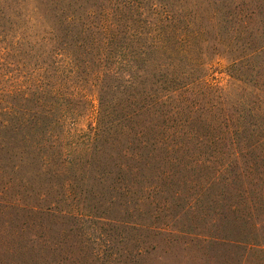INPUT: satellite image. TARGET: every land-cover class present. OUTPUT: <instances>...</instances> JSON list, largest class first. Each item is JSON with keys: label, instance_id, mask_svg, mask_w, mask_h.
<instances>
[{"label": "rangeland", "instance_id": "rangeland-1", "mask_svg": "<svg viewBox=\"0 0 264 264\" xmlns=\"http://www.w3.org/2000/svg\"><path fill=\"white\" fill-rule=\"evenodd\" d=\"M10 1L14 6V0ZM36 5L31 11L34 20H18L17 28L9 29L8 23L0 18L4 26L0 31H7L6 44L2 43L6 47L0 44V60L6 66L3 71L18 78L20 69L24 75L33 73L45 81L61 82L60 92L69 102L67 111L74 112H66L65 124L47 134L56 143V149L54 146L48 149L49 155L62 150L63 156L50 158L43 169L24 165L22 173L14 177L6 198L18 193L29 204L45 207L56 201L54 206L60 210L81 212L82 220L77 224L71 220L63 223V227L73 229V236L69 235L67 241L74 248L67 242L63 247L72 248L73 253L68 255L73 257L77 252V259H84L86 264L114 260L131 264L128 257L136 246L148 251L136 264H239V250L190 241L189 237L182 240L152 235L145 228L157 221L155 214L161 221L169 222L159 207L164 197L168 200L171 191H178V196L184 199L197 192L194 171L174 173L168 179L167 187L171 190L162 187L160 192L143 189L141 180L125 175L122 186L126 188L121 190L124 197L115 199L114 210H108L106 191L111 182L100 177L104 174L103 159L95 157L91 162L93 154L88 152L92 149H83L92 148L87 145L88 136L92 135L88 126L95 128L98 112L104 116L103 126L93 130L103 142L108 137L104 127L116 126L112 119L134 108L126 101L132 89L123 87L124 78L120 74L132 62L146 66L145 73L136 80L146 81L145 85L150 86L155 79L162 78L155 71L157 65L173 70V87L190 89L200 105L217 103L220 98L231 101L251 93L263 100L264 0H36ZM14 39L20 43L12 44ZM151 43H157L158 47H150ZM144 49L149 58L141 63L139 53ZM142 86L137 83L136 89ZM74 99H78L77 103ZM257 107L258 116L251 122L253 127L261 123L259 130L264 134V105L257 103ZM174 143L177 145L170 147V153L178 168L184 164L187 153L193 152L194 156L209 153L204 149L198 152L178 140ZM229 150L237 155L240 174L264 180V139L250 144L239 141L231 149L225 147L220 150L223 151L220 160L225 159ZM147 152L161 154L163 147L142 150ZM80 167L87 168V176L81 181L79 177L84 171L78 172ZM213 192L201 195L191 215L177 219L178 225H193L224 238H232L242 228L248 229L216 202ZM250 192L264 194V185L258 183ZM123 201H127V206ZM91 214L140 225L130 231L119 222L89 218ZM86 233L95 239L86 238ZM100 233L107 236L101 234L97 240ZM128 234L136 236L137 241H130ZM256 235L264 237L261 230ZM92 248L100 252V259H93ZM241 264H264V254L248 253Z\"/></svg>", "mask_w": 264, "mask_h": 264}, {"label": "trees", "instance_id": "trees-1", "mask_svg": "<svg viewBox=\"0 0 264 264\" xmlns=\"http://www.w3.org/2000/svg\"><path fill=\"white\" fill-rule=\"evenodd\" d=\"M11 2L0 0V18L4 23H8L9 29L15 28L18 20H34L31 11L37 8L36 0H14V6ZM3 27L0 21V30ZM0 35L3 36L0 38L1 47L5 48L2 43L6 44L4 38L7 31H0ZM11 43L17 45L20 42L14 39ZM150 47L155 49L158 45L151 43ZM139 54L141 63L149 58L145 49L140 50ZM4 66L0 60V264H86L84 259H77V252L74 253L75 257L68 255L73 253L72 248L63 247L68 243V236H73V229L63 227V223L71 220L77 224L82 220L81 212L60 210L54 206L56 201L45 207L29 204L18 193L10 194L9 198H6L7 191L15 182L14 177L22 173L24 165L32 168L38 165L43 169L50 158L63 156L62 150H56L52 152V156L49 155L48 149L53 146L56 149V143L51 142L47 134L54 127L65 124L66 112L74 111H67L69 102L60 92L61 82L45 81L33 73L24 75L20 69L19 77L16 78L13 74L4 72ZM161 66L162 64L157 65L155 71L162 78L155 79L150 86L145 85L146 81L136 80L145 73L144 64L138 66L132 62L130 66L125 65L120 74L124 78L123 87L132 89L129 90L126 101L134 108L112 119L116 126L104 127L108 137L103 139V142L98 132L93 129H102L104 116L98 112L95 128L90 124L88 126L92 135L88 136L87 145L92 148L87 147L83 151L92 149L88 152L93 154L91 162L95 161V157L103 159L104 174L100 177H106L111 182L106 191L108 210H114L115 199L124 197L125 192L121 190L126 188L125 185L122 186L125 175L129 174L141 180L143 189H159L160 192L162 187L171 190L167 187L168 179L174 173L179 170L194 171L197 192L187 195V199H184L183 196H178V191H171L168 200L164 197L159 207V210L163 211L162 216L169 222L161 221L155 214L157 221L145 225V228L152 235H166L173 239L182 237V240L189 237L190 241L239 250V264L248 253L264 254V237L256 235L258 230L264 234V194L254 195L250 192L258 183L264 185V180H261V177L251 179L240 174L241 168L236 166L237 155L234 151H227L225 159L220 160L223 152L220 150L225 147L231 149L239 141L250 144L252 141L264 139V134L259 130L262 129L259 126L261 123L253 127L251 122L256 121L258 116L257 103L264 105V99L249 93L248 96H237L231 101L220 98L217 103L200 105L190 89L173 87L174 71ZM113 72L117 74L116 71ZM137 83L143 86L136 89ZM77 100L74 99V102L77 103ZM225 109L230 111L225 112ZM186 124L188 129H185ZM112 132H115L114 136ZM177 140L184 145H192L198 152L204 149L209 153L205 156L187 153L184 164L178 168L172 163L173 155L170 153V147L176 146L174 142ZM146 147H163V152L142 153ZM247 168L245 169L248 170ZM77 171H84L79 181L87 176L86 167H80ZM212 190L216 202L224 206L233 219L241 220L248 229L242 228V231L232 238H224L206 233L203 229H196L193 225H178L177 219L190 214L197 207L201 195H207ZM122 204L127 206V201ZM91 216H95L96 220L119 222L130 231H135L140 225L127 223L119 218L101 217L96 214H91L89 218H92ZM81 233L84 235L83 231ZM101 234L107 236L106 233H100L96 236L97 240ZM86 235L88 239H95L89 233ZM128 235L130 241H137L136 236ZM68 246L74 248L69 243ZM90 251L94 260L100 259L99 251L93 248ZM132 253L128 261L136 264L138 258L148 251L136 246ZM120 261L121 264H126ZM113 263L119 264L117 260L103 261V264Z\"/></svg>", "mask_w": 264, "mask_h": 264}]
</instances>
